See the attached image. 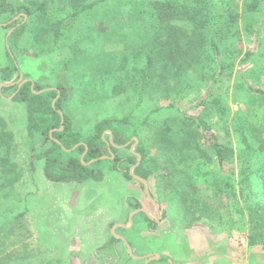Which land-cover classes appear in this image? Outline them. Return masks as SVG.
Listing matches in <instances>:
<instances>
[{"label":"rangeland","instance_id":"1","mask_svg":"<svg viewBox=\"0 0 264 264\" xmlns=\"http://www.w3.org/2000/svg\"><path fill=\"white\" fill-rule=\"evenodd\" d=\"M6 1L15 9L25 7L32 13H0V119L8 132L3 137L5 143H0V264H38L42 259H59L60 264H131L126 246L117 238L125 234L135 246V255L162 250L165 263L247 264L249 225L245 216L221 228L217 222L211 226L189 223L207 210L225 212L222 201L226 199L215 197V184L230 182L238 189L241 170L249 163V156L238 154L235 128L264 119V97L258 107L259 97L253 92L264 90V69L257 67L264 42L258 46L255 15L244 8L248 0H215L218 24L226 21L230 11L238 15L233 30L219 45L220 59L236 57L235 66L231 73L216 77H211L216 66L212 51L208 47L205 51L200 40L196 61L186 56L189 63L177 72L180 56L163 55L170 46L165 33L159 37L164 45L157 49L158 26H143L136 17L140 8L134 0H107L81 13L56 42V29L68 20L75 1ZM262 4L264 10V0ZM24 22L23 30L14 34ZM10 23L14 26L8 27ZM172 23L188 29L194 42L195 33L191 36L189 26ZM259 34L263 36L264 31ZM184 36L185 32L178 35L172 47L186 48ZM154 48L158 50L152 59L154 77L141 94V66ZM7 51L19 70L11 76L1 71L9 63ZM248 51L254 56L240 65ZM26 81L36 86L34 92L61 86L64 111L72 129L82 136L90 135L103 118L128 115L142 120L135 136L118 147L117 155H135L138 160L140 154L135 149L142 147L143 165L153 170L147 180L149 193L162 211L159 228L163 235L159 239L158 223L148 222L143 213L132 217L134 228L120 225L128 226L129 214L138 208L157 219L143 182L123 174L125 170L134 173L135 164L123 160L121 171H115L111 161L102 158L92 165L103 173L100 180L60 182L45 177V161L36 159V153L46 149L49 141L27 135L25 104L13 99L16 86ZM202 115L218 141L234 147L230 161L218 164L213 149L203 142L202 129L194 122L190 126L183 123L184 117ZM118 128L131 133L127 126ZM182 129L188 131L189 138L194 131L198 133L197 147L181 148L178 136ZM162 135L172 139L170 149L160 140ZM107 136L112 138L110 131L103 133L104 139ZM163 155L175 168L173 174L158 176ZM186 193L185 203L180 194ZM112 236L116 239L113 246L109 243Z\"/></svg>","mask_w":264,"mask_h":264},{"label":"trees","instance_id":"2","mask_svg":"<svg viewBox=\"0 0 264 264\" xmlns=\"http://www.w3.org/2000/svg\"><path fill=\"white\" fill-rule=\"evenodd\" d=\"M73 1L76 3L74 11L70 14L68 20L59 26L60 28L56 29L54 42L71 27L78 15L107 0ZM262 1L263 0H248L247 3L245 2L244 4L245 10L253 12L255 15L257 24L255 32L258 34V46L261 45V42H264V35L262 36V34H259V30L262 32L264 31V10ZM134 2H136L137 6L140 8V11H137L138 14H136V17L141 19L140 21L143 26L146 28L149 26H158L159 45L157 49L163 47L164 43H159V37H161L162 33H165L169 40L167 44L170 46L163 55H168V57L172 58H175L176 54L180 56L181 61L175 64V66L179 68L176 70L177 72L183 70L189 63L186 56L190 55L193 63L196 61L198 49L201 47L199 40L205 51L207 47L212 51L211 57H213L212 60L216 63L211 77L222 75L225 72L231 73V71H233L235 66L233 59L236 57L221 60L219 57V45H222L221 42L226 38L227 33L232 31V27L237 23V12L230 11L226 21L218 24L217 22L220 14L214 11L213 7L215 0H134ZM3 11L9 13L16 11L25 16L32 13L25 7H18L15 9L11 4L7 3L6 0H0V13ZM172 22L183 23L189 26L191 36L192 32L195 33L196 39H194V42L189 36L188 29L184 31L182 27ZM11 26H14V23L8 25V27ZM25 26V22L20 24L14 34L23 30ZM182 32H185L184 40H186L187 43L186 48L177 45L172 47L173 43L179 38L177 36L182 34ZM157 49L154 48L147 52L141 66V79L140 85L138 86L140 87L139 92H141V94L150 86L151 80L154 77L155 68L153 69L152 59L158 53ZM253 56L254 52L248 51L245 57L239 60V64L244 65L250 61V58ZM258 56L260 57L259 62L261 64L257 65V67L258 69H264V53L262 52ZM7 57L9 63L6 64L1 71H6L9 75L12 71L18 73L19 70L15 64L14 58L8 51ZM181 75L185 76L184 73ZM173 76H176V74L173 73ZM34 86L35 85H33L31 81L23 82L19 87L16 86L13 99L20 100L25 104L27 135L33 138L41 137L49 141V146L46 149L41 153H36V159L43 158L45 161L43 172L47 179L60 182H85L89 179L100 180L103 177V173L99 169H93L92 165L98 164L99 160L104 156L111 161L112 169L115 171H121L120 162L123 160L130 164H136L137 158L135 155L120 158L117 155V151L120 145L128 143L135 136V130L142 124V120H132L128 115H124L120 118H103L94 125L93 132L90 135L82 136L81 133L72 129L69 117L64 111V89H62L61 86H57L56 88L43 91H39L40 88H37L39 89L38 92H34L33 90L36 88V86L35 88ZM60 92L62 94H60ZM150 92L151 91H148V93ZM253 92L258 95L259 98L256 102L258 107H261L264 90L256 88ZM139 97H143V95ZM53 100L54 102L52 103ZM202 102L203 100H201V103ZM61 116L63 117L62 123ZM203 117L204 115L196 119L184 117L183 123L190 126V123L194 122L197 128L202 129L204 133L203 142L207 143L208 146L213 149L218 164L222 165L224 162L230 161L233 158L235 149L232 145L219 142ZM184 121L189 124H186ZM120 125L129 127L131 133L119 129L118 126ZM107 131L111 132L112 138L110 140H108V136L107 139L103 137V133ZM181 132L183 134L178 136L181 148L197 147V132L191 131L193 132L191 138L187 136L188 131L182 129ZM235 132L238 143V154L249 156L248 165L242 168L240 173V180L238 181L239 188L237 189V187L230 182L215 184V197L220 201L222 197L226 199V201H222V207L225 212H220V209L217 212H210L207 210V212H204V215L201 214L193 218L189 224L202 222L207 226H211L214 225L212 224L213 222H217L219 227L221 225H225L226 227V225L235 224L238 217L245 216L249 225L248 232L246 233V245L248 246L247 251H249L246 258L247 264H264V119L259 120L257 123H244L241 128L236 127ZM5 135L7 136L8 132L6 131L4 121L0 119V136H2L0 143L2 144L5 143L3 139ZM160 140L166 144L168 149L171 148L170 141L172 139L168 138V136L162 135ZM135 150L140 154L141 160L139 164L134 167V174L144 180H148L149 177L153 175V170L143 165L145 155L142 147L138 145ZM64 154L67 155L65 159L63 157ZM110 156H113L114 159L110 158ZM158 168L160 169L158 176H165L173 174L172 170L175 166L163 155L162 164L159 165ZM123 174L128 179L133 178L128 170L123 171ZM180 192L181 190H178L177 193ZM180 195L182 196V201L186 203L189 193ZM239 198H241V200H239ZM164 201L167 202L166 198H164ZM220 201L217 202L219 208L221 207ZM240 201H242L243 204H240ZM146 220L149 222L148 218H146ZM190 225H186V227ZM115 241V238L112 236L109 242L110 245L113 246ZM255 247H259L260 251H253ZM23 264L28 263L25 262ZM38 264H60V260L54 259L52 261H47L42 259Z\"/></svg>","mask_w":264,"mask_h":264},{"label":"crops","instance_id":"3","mask_svg":"<svg viewBox=\"0 0 264 264\" xmlns=\"http://www.w3.org/2000/svg\"><path fill=\"white\" fill-rule=\"evenodd\" d=\"M139 164V163H138ZM137 164V165H138ZM137 165H135V166H137ZM134 174V173H133ZM138 180V179H137ZM141 181V180H140ZM142 182V181H141ZM146 183H147V180H146ZM144 185V184H143ZM147 186H148V184H147ZM144 191H145V187H144ZM148 192H149V186H148ZM145 194H146V192H145ZM149 195H150V193H149ZM146 196H147V194H146ZM151 197V196H150ZM147 198H148V196H147ZM153 204H154V206H155V214L157 215V220H158V239L163 235V233L160 231V228L159 227H161L160 226V224L162 223V221H161V218H160V216H162L161 215V213H162V211L161 212H159L160 211V208H159V205H160V203L159 202H156L152 197H151V199L150 198H148ZM142 212H137V213H143L144 214V219L146 220V218H148L149 220H151L152 219V217L149 215V213L146 211V209H142L141 210ZM131 214V213H130ZM130 214H129V216H130ZM136 214V212H134L133 214H132V217H134V215ZM131 217V219H133ZM155 225V224H154ZM157 225V224H156ZM126 229L127 228H134V226L131 224V223H129V225L127 226V227H125ZM203 229V228H202ZM126 235V234H125ZM117 235V238L119 239V241H121L122 242V244L123 245H125L126 246V250H127V254H128V257H129V262L131 263V264H170L169 262H167V263H165L164 261H161V259H163L165 256H163V254H165V252L164 251H162V250H157V251H155V252H148L146 255L145 254H143V255H135V251H134V249H135V246H134V244L131 242V239L126 235ZM121 237V238H120ZM116 240V239H115ZM220 245V244H219ZM163 253V254H162ZM163 256V257H162ZM173 261V260H172ZM188 261V260H187ZM128 262V263H129ZM174 263H175V261H173ZM183 262H185V261H183ZM182 262V263H183ZM189 262H194V261H189ZM186 263H188V262H186Z\"/></svg>","mask_w":264,"mask_h":264},{"label":"water","instance_id":"4","mask_svg":"<svg viewBox=\"0 0 264 264\" xmlns=\"http://www.w3.org/2000/svg\"><path fill=\"white\" fill-rule=\"evenodd\" d=\"M9 53H10V51H9ZM11 54V53H10ZM20 86V85H19ZM58 94H59V92H58ZM54 102V100L52 101V103ZM63 122V117L61 116V123ZM137 154V153H136ZM139 156V155H138ZM106 156H104L103 158H105ZM110 157H112V156H110ZM140 162V156L138 157V160H137V162H136V164L135 165H137L138 163ZM90 163V162H89ZM129 173L132 175V177L133 178H135V179H138V180H141L142 182H143V184H144V187H145V192H146V194H147V196H148V198H150L151 199V197H150V195H149V192H148V186H147V183H146V180H144V179H142V178H140V177H138L137 175H135V174H133V172H132V170H130L129 171ZM152 200V199H151ZM134 212H132L131 214H130V216H129V222L131 223V217H132V214H133ZM122 227H127V225L125 226V225H122V224H120ZM121 238V237H120Z\"/></svg>","mask_w":264,"mask_h":264},{"label":"flooded vegetation","instance_id":"5","mask_svg":"<svg viewBox=\"0 0 264 264\" xmlns=\"http://www.w3.org/2000/svg\"><path fill=\"white\" fill-rule=\"evenodd\" d=\"M159 208H160V205H159ZM142 209L143 208H138V209L135 210V212H142L141 211ZM149 222L152 223V224H156L158 222V220L152 218L151 220H149Z\"/></svg>","mask_w":264,"mask_h":264}]
</instances>
